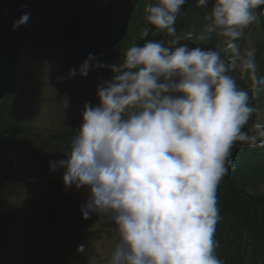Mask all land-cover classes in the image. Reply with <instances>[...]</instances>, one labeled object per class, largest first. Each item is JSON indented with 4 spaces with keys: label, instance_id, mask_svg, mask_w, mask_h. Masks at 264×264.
Wrapping results in <instances>:
<instances>
[{
    "label": "clouds",
    "instance_id": "9594fccd",
    "mask_svg": "<svg viewBox=\"0 0 264 264\" xmlns=\"http://www.w3.org/2000/svg\"><path fill=\"white\" fill-rule=\"evenodd\" d=\"M186 2L147 5L151 34H165L166 42L132 44L111 65L90 53L60 77L103 67L113 73L98 86V103L83 105L66 152L49 162L50 171H62L64 191L86 190L82 219L97 214L115 225L110 264H222L214 239L218 186L234 167V147H264V123L245 130L259 111L250 92L260 91L264 77L255 50L238 43L264 0H211L199 39L222 37L227 57L182 43L193 38L176 29ZM209 3L196 0L201 7ZM30 16L25 12L13 29ZM234 72L247 77L248 90L238 86ZM84 250L85 244L77 245L78 253Z\"/></svg>",
    "mask_w": 264,
    "mask_h": 264
},
{
    "label": "rangeland",
    "instance_id": "374dc122",
    "mask_svg": "<svg viewBox=\"0 0 264 264\" xmlns=\"http://www.w3.org/2000/svg\"><path fill=\"white\" fill-rule=\"evenodd\" d=\"M261 33L254 23L245 31L240 45L242 48L251 46L255 50V59L262 58L264 68V36ZM60 41V37L52 39L49 48L33 45L35 40L23 45L20 70L9 86L12 98L22 104L19 111L16 110L17 114L29 116L32 133L28 138H13L12 149L0 163V178L7 179L6 183L0 184V264H37L38 261V264H63L45 256L57 242L60 244L75 234L73 207L77 210V206L86 200L83 195L75 201L68 199L70 207L63 203L68 210L64 209L62 202L67 200L68 193H61L64 189L62 171L52 172L49 168V162L57 159L56 155L34 140L37 137L43 140L58 131L79 126L83 105L98 103L97 88L101 81H106L105 78H93L94 83L89 87L84 82L85 76L60 79L72 68ZM232 75L239 86L242 80L235 72ZM259 191H264V186ZM6 215L16 217L7 220ZM93 216L98 221L103 218L97 214ZM98 228L90 237L92 258L88 257L89 262L80 264H110L117 240L115 226L105 229L99 225ZM73 260L69 264H78V255H74Z\"/></svg>",
    "mask_w": 264,
    "mask_h": 264
},
{
    "label": "trees",
    "instance_id": "16d2710c",
    "mask_svg": "<svg viewBox=\"0 0 264 264\" xmlns=\"http://www.w3.org/2000/svg\"><path fill=\"white\" fill-rule=\"evenodd\" d=\"M150 2L151 0H139L131 13L126 36L114 48L102 52L99 57L101 62L106 65L119 63L126 49L132 44L142 45L148 39L167 41L168 37L163 33L151 34L152 27L145 19V10ZM210 6L211 0L209 5L203 7L197 6L196 0H187L176 21L177 33L189 31L193 33L191 40L182 41V43H187L189 47L200 46L205 49L212 48L222 51L225 46L222 37L213 34L211 39H199ZM146 31L149 35L144 37L143 33ZM60 42L72 68H78L80 64L73 56L71 48L65 42ZM240 42L241 39L238 43L240 44ZM38 44L45 48L51 46V42ZM222 55L227 57L228 54L222 51ZM19 70L20 60L16 67L10 69H8L5 61L0 62V74L4 84L8 87L3 100L0 102V163L4 155L12 149L13 138H28L32 133L29 116H24L22 110V116L17 114L22 104L15 102L12 98L13 94L11 95L12 90L9 88L12 79L16 77ZM112 76L113 73L107 67L94 68L85 76L84 82L91 87L94 83L93 78L100 77V79L109 80ZM78 127L66 128L43 140L38 137L34 140L39 145L51 149L56 158L59 159L66 152ZM231 159L234 167L229 169L228 174L221 180L217 189V206L220 219L216 224L214 234L217 243L215 252L222 264H254L255 262V264H264V191H259L261 186H264V154L261 148L254 150L247 145L238 144L232 149ZM6 181L7 179L0 178V184L6 183ZM81 190L75 187L69 188L67 191L63 190L61 192L63 195L68 193L67 200L62 202L63 207V203L67 204L68 199L75 201L81 195L86 199V190H82L84 193ZM68 206L70 207V205ZM80 206H77V210L76 207H73L76 212L74 216L76 230L73 232L75 234L60 244L57 242L50 253L45 256L46 259L69 264L74 255H78V264L85 261L89 262L88 257L92 258L90 237L98 231L99 225L105 229L115 226L110 219L106 220L104 216L101 219L98 217L99 221L97 217L94 218V214L88 219H82ZM64 209L68 210L65 207ZM15 215H6L5 219H14ZM69 239L71 240L70 244L67 243ZM80 244H85L83 253L76 251L77 245ZM38 262L40 263V261Z\"/></svg>",
    "mask_w": 264,
    "mask_h": 264
},
{
    "label": "water",
    "instance_id": "95a60500",
    "mask_svg": "<svg viewBox=\"0 0 264 264\" xmlns=\"http://www.w3.org/2000/svg\"><path fill=\"white\" fill-rule=\"evenodd\" d=\"M139 0H0V62L8 69L19 63L23 45L35 39H60L70 46L79 64L91 53L98 59L114 48L128 30L131 13ZM25 12L26 24L13 29ZM7 87L0 74V102Z\"/></svg>",
    "mask_w": 264,
    "mask_h": 264
},
{
    "label": "flooded vegetation",
    "instance_id": "af4514ba",
    "mask_svg": "<svg viewBox=\"0 0 264 264\" xmlns=\"http://www.w3.org/2000/svg\"><path fill=\"white\" fill-rule=\"evenodd\" d=\"M33 40H35V39H32L31 41H33ZM31 41H30V43H31ZM37 43V44H36ZM38 43H43V42H40V41H37V40H35V43H33V45H38ZM41 46H43V45H41Z\"/></svg>",
    "mask_w": 264,
    "mask_h": 264
},
{
    "label": "bare ground",
    "instance_id": "6f19581e",
    "mask_svg": "<svg viewBox=\"0 0 264 264\" xmlns=\"http://www.w3.org/2000/svg\"><path fill=\"white\" fill-rule=\"evenodd\" d=\"M29 43V42H28Z\"/></svg>",
    "mask_w": 264,
    "mask_h": 264
}]
</instances>
